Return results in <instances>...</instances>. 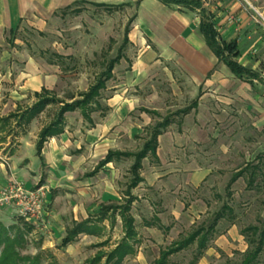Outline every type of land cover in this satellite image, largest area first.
Wrapping results in <instances>:
<instances>
[{"label": "crops", "instance_id": "1", "mask_svg": "<svg viewBox=\"0 0 264 264\" xmlns=\"http://www.w3.org/2000/svg\"><path fill=\"white\" fill-rule=\"evenodd\" d=\"M137 1L0 0V119L11 116L7 122H0V199L2 191L13 182L20 183L25 190L43 188L41 214L28 223L37 227L38 232L53 237L63 232L65 235L64 225L68 221L72 226L94 219L102 207L121 204L128 184L120 198L115 191L118 179L115 169L125 160L133 163V159H120L96 171L97 166L108 152L133 154L126 147L145 135L147 138L141 140L143 146L152 126L151 116L159 117L162 109L170 110L168 116L193 106L188 114L180 116L182 137L170 138L172 123L157 138L156 160L151 157L142 160L139 172L142 182L130 191L134 198L131 205L134 225L133 205L148 202L140 195L144 184L155 191L162 205L170 202V184L177 185L178 191L181 187L197 188L219 178L225 166L237 168L234 174L251 163L264 178V25L254 21L244 0H199L220 40L235 43L238 64L258 77L238 79L206 46L197 12L163 5L159 0H141L135 8ZM78 2L82 6H133L125 44L129 46V54L121 56L114 66L112 78L102 90L106 93L102 106L99 104L88 120L79 110L64 114L62 132L46 139L38 156L39 133L53 121L62 103L47 105L26 122L21 115L37 103L35 94L45 90L50 97L64 102L60 100L64 94L74 93L64 102L71 103L89 88L80 90L87 81L85 72L63 71L64 64L80 47L67 48L56 40L63 31V20ZM97 9L109 13L103 7ZM108 23L99 26L93 21L90 27L103 35L109 30L105 27ZM73 29L77 31L79 27ZM31 35L39 37V45L34 46L26 39L25 36ZM53 36L55 40L51 42ZM115 77L118 83L111 84ZM167 99L170 106H166ZM52 105L58 106L54 116L42 118ZM167 135L164 141L170 145V152L162 155L161 139ZM195 143L219 147L223 155L228 148L231 152L225 161L209 162L204 158L198 161L201 163L186 152L182 156L176 152L178 144L190 147ZM223 155L218 159H224ZM148 158L156 165L150 172L144 170ZM166 168V172H159ZM244 177L248 178L247 174L234 184ZM68 186L74 190H66ZM164 209L177 220L170 206ZM96 210H99L96 216H88ZM11 216L16 217L14 202L0 204V222L12 224ZM161 224V214L157 213L145 226L161 229ZM64 235H60V240Z\"/></svg>", "mask_w": 264, "mask_h": 264}, {"label": "rangeland", "instance_id": "2", "mask_svg": "<svg viewBox=\"0 0 264 264\" xmlns=\"http://www.w3.org/2000/svg\"><path fill=\"white\" fill-rule=\"evenodd\" d=\"M243 2L251 12L252 17L264 25V20L259 19L255 15V12H257L264 18V0H244ZM71 9L80 10L82 14L79 13V17L73 16L71 10L68 17L63 20V31L61 32V36L56 37V40L67 48L69 46L71 48L80 47L75 53L73 52L74 55H71L70 60L64 64L63 71L68 74H76L80 71L85 72L88 76L87 81L81 85L80 90H86L103 71L105 62L115 58L117 54L123 57L129 54V46L123 44V31L124 27L128 25L134 9L133 6L123 7L109 13L92 6L77 5ZM90 21H94L99 26H102L104 22H109L105 26L106 29L107 27L109 28L108 32H105L103 35L96 34L93 28L90 27L92 23ZM77 26L79 30L73 31V28ZM25 37L34 46L40 44L39 37L36 35ZM54 38V36L51 38V42L55 40ZM49 51L52 52L51 50ZM116 70L118 71L119 68ZM72 78L74 79V77ZM113 81L116 84L118 83L116 77L113 78L111 84H114ZM73 95L74 93L64 94L60 100L65 102L70 97H73ZM105 96L106 93L101 91V95L98 98L101 106V100ZM166 103V106H170V99H167ZM57 108V105L50 106L43 113L42 118L50 119L54 116ZM168 113H170V110L167 112L165 109H162L159 117L151 116V125L153 126L157 122H160ZM173 123L168 131L170 132V138H181L182 118L179 116L174 117ZM146 138L145 135L139 137L133 145L126 147V151L137 152L142 146L141 140H145ZM164 139H168V135L161 139V151L159 153L162 155L169 154L170 152V145ZM175 149L181 156L186 152L197 163H201L198 161H202L204 158L209 162H214V160L217 162L225 161V158L231 152V148H228V153L223 155L220 154L221 150L219 147L200 146L197 143H195V146L190 147H183L181 144H178L175 146ZM220 155H223L224 159H218ZM131 164L132 160H125L117 166V170L115 169L117 172L115 177L118 178L115 181V191L120 195V198H122L121 195L128 184V169ZM153 166L156 168L151 158L144 161V170L146 172H150L149 170ZM168 166L170 171V161ZM236 169L231 166H225V169H222L224 173L221 172L219 178L210 179L208 183L199 185L197 188L181 187L178 191L177 185L170 184V198H168L170 202L166 201L162 204L163 206L161 205L162 200L159 201V197L154 194L155 191L145 184L142 185L140 188L144 192H141L140 195L143 196L142 199L145 198L148 202L141 203L139 201L132 208L139 240L138 252L136 256L127 258L123 264H154L161 251L170 248L172 244L185 239L200 228L207 229L215 215L221 211L223 205L229 206L232 209L234 219L230 221L229 214H226L225 219L218 222L213 235L209 238L207 249L203 252L202 256L198 260L195 259L197 250L196 245H193L186 250L171 255L168 258L167 264H242L244 253L248 248V241L241 234V231L247 227L264 228V178L257 177L255 185L249 187L247 186V178L244 177L243 180H239L236 184L232 185V196L229 197L226 192V186ZM167 170L166 168L159 172L164 173ZM146 177H149V175L146 174ZM72 188L68 186L66 190H71L72 192L74 190ZM167 205L170 206V211L174 212L177 220H174L172 215L166 213L164 206ZM182 206L184 207L183 210H181ZM98 212L99 210H96L92 212L93 215L88 216H96ZM157 213L161 214L163 222L161 229L155 227L147 228L145 223L151 222ZM9 218L12 224L18 223L17 217L11 216ZM104 226L106 229L101 238L80 236L71 245L61 248L59 247L61 241L60 235L63 236L64 232L53 237L52 235L49 236L38 232L37 227L32 225L33 230L26 239L27 246L20 254L21 256L41 254V258L43 259L42 264H49L50 262L55 264H87L97 253L110 252L122 237L121 225L118 219H116L112 227L108 222H104ZM69 227H71V221H68L64 225V229ZM166 227L169 228L168 231L164 230ZM102 243L105 245L98 247ZM50 256L53 258L50 259ZM103 262L104 259H102L101 264ZM254 264H264V251L258 256Z\"/></svg>", "mask_w": 264, "mask_h": 264}, {"label": "trees", "instance_id": "3", "mask_svg": "<svg viewBox=\"0 0 264 264\" xmlns=\"http://www.w3.org/2000/svg\"><path fill=\"white\" fill-rule=\"evenodd\" d=\"M141 0L134 3L136 8ZM163 5H176L185 10L191 12H197L199 15V31L202 34L206 46L216 57L218 62L225 65L229 71L238 79L252 80L257 79L256 73H253L238 64L236 61L238 57V50L233 42H223L220 40L218 34L214 30L211 22V17L208 13L201 8L199 0H159ZM75 5H83L82 2L75 3ZM92 6L101 8L103 7L106 11L112 12L114 10L121 9L123 7H129V4L121 6ZM68 7L66 9H70ZM73 14H79L80 10L74 9ZM129 31V24L125 28V37L123 40L124 44H127L126 35ZM58 57V56H57ZM121 55L117 56L104 65L103 71L97 76L94 83L87 89L85 93L79 95L78 100H74L71 103L59 102L53 97H50L48 92L42 90L40 94H35L37 103L32 107L31 110L21 115L28 122L36 117L43 109L49 104L62 103L53 121L46 127H44L38 136V142L36 144L37 155L40 156L41 148L49 137L56 136L62 132L63 116L66 113L79 110L82 117L86 120L89 119V114L94 112L98 106V98L100 92L105 89V84L112 78V70L114 66L120 60ZM193 108L184 109L163 118L160 122H157L153 126L148 128V139L145 141L139 151L133 154L119 153V152H108L104 159L99 162L97 170L105 166L108 163L120 159L132 158L133 163L129 168V182L125 192V199L119 205H110L102 207L98 216L94 219L88 218L80 223H74L71 227L67 228L64 237L60 241L61 248H65L74 243L80 235L91 236L101 238L105 227L103 223L107 221L112 227L116 217L119 218L121 223L122 237L114 248L108 253H97L96 256L89 260L87 264H123L127 258H132L137 253V246L139 244L138 234L135 229L134 219L131 215V205L134 202V198L130 195V191L134 189L139 183L142 182L139 172L141 170V163L147 157L154 158L156 160V149L158 146L157 138L162 135L166 129L173 123L174 117H180L188 114ZM155 115V114H154ZM11 118L0 119V122H7ZM247 174V186L251 187L255 185L257 177H259L260 170L256 166L247 165L245 168L234 173L230 178L226 192L229 197L231 194V186L243 175ZM226 214H229L230 221H233V211L229 206L223 205L221 211L217 213L208 226L207 229L200 228L195 232L188 235L185 239L175 242L170 248L163 250L159 253L158 259L154 264H167L168 258L171 255L177 254L183 250H186L193 245H196L197 254L195 259L198 260L203 252L207 249V244L211 235L219 221L225 219ZM18 223L11 225H4L0 222V264H42L41 254L35 256H21L20 252L27 246V236L33 230V227L25 222L24 220L17 218ZM241 234L248 241V248L244 253L242 264H254L258 256L264 251V228L258 229L256 227H247L241 231ZM105 244L102 243L98 247H103ZM53 257L50 256V259ZM49 264H55L50 262Z\"/></svg>", "mask_w": 264, "mask_h": 264}, {"label": "built area", "instance_id": "4", "mask_svg": "<svg viewBox=\"0 0 264 264\" xmlns=\"http://www.w3.org/2000/svg\"><path fill=\"white\" fill-rule=\"evenodd\" d=\"M255 15L259 19L264 20L257 12H255ZM254 21L257 22L256 19ZM43 197V188L25 190L20 183L13 182L2 191L0 204L14 202V213L16 217L29 223L40 216Z\"/></svg>", "mask_w": 264, "mask_h": 264}]
</instances>
